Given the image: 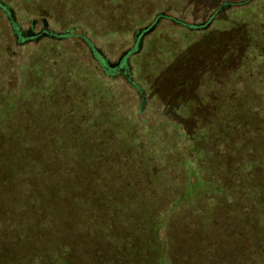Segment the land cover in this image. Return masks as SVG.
<instances>
[{
	"label": "rangeland",
	"instance_id": "374dc122",
	"mask_svg": "<svg viewBox=\"0 0 264 264\" xmlns=\"http://www.w3.org/2000/svg\"><path fill=\"white\" fill-rule=\"evenodd\" d=\"M258 3L252 0L248 7L233 6L237 9L226 12L235 25L232 30L211 26L190 34L183 24L205 22L219 2L0 0V113L5 108L10 111L7 127L11 129L18 127L17 123L32 122L52 129L46 137L53 139L50 141L66 142L81 154L83 148L90 149L84 157L94 163L88 172L97 177V189L105 188L117 195L103 201L98 214L128 199L133 191L126 192L128 182L124 181L131 172H138L135 163L148 158V164L139 172L153 176L156 167L161 169L163 165L161 152L192 148L189 137L194 132L193 142L206 149V166L218 170L232 164L251 169L248 162L256 163V171L245 173L251 176V182L242 177L240 180L263 187L264 162L257 159L264 155V44L258 45L257 40L254 45L247 43L243 33L248 22L255 27L262 20L264 26V1L259 4L261 9L256 7ZM244 13H255V17L248 19ZM15 29L26 35L23 40L14 36ZM211 31L213 34L208 35ZM67 32L72 34L53 38L54 34ZM215 33L223 39H211ZM88 43L96 47L103 60L119 63L118 70L104 72L99 58L92 57ZM243 57L244 61L240 60ZM173 104L188 109L173 111ZM22 112H26L23 117ZM18 113L20 122L14 118ZM215 120L218 130L225 126L236 132H226L227 138L217 136L207 123ZM120 129L122 135H117ZM205 129L209 130L208 136ZM97 149L104 154L94 158ZM222 171L211 172L210 178L224 181L234 190L235 172L224 177ZM187 187L193 190L194 184ZM171 189L175 190V181ZM193 197H186L176 207L164 203L168 208L165 221L158 233L151 232L163 240L164 248L173 244V252L182 245L192 249L189 243L195 236L199 264H203L206 260L202 257H211L216 251L208 231L214 230L218 239L212 236L215 245L223 244L225 236L229 240V233L235 248L242 240L247 243L245 238L238 239L244 227L237 225L234 217L236 210L254 208L253 199L251 204L248 200L233 201L227 209L229 201L212 202L216 195L208 189L199 191V205L192 202ZM197 209L199 219L194 220L189 213ZM117 212L121 218L128 210ZM212 217L215 221L210 223ZM256 228L264 231V224ZM216 231L219 234L215 235ZM176 235L177 240L172 241Z\"/></svg>",
	"mask_w": 264,
	"mask_h": 264
},
{
	"label": "trees",
	"instance_id": "16d2710c",
	"mask_svg": "<svg viewBox=\"0 0 264 264\" xmlns=\"http://www.w3.org/2000/svg\"><path fill=\"white\" fill-rule=\"evenodd\" d=\"M215 1L219 2V6L205 22L183 24L190 29V34L197 33L198 29L199 33L203 32L202 29L211 26H215V29L220 28L221 31L232 30L235 25L231 23V19L228 20L226 12L236 8L233 6L241 9L252 3V0ZM263 1L259 0L256 7L259 8ZM244 15L249 17L248 19L255 17V13ZM247 24L249 25L246 27L247 31L243 32L247 36L246 42L254 45L257 40L258 45L264 44L262 20L255 27L253 22ZM12 26L14 28L13 22ZM228 26L230 27L227 28ZM13 34L21 40L26 36L25 34L22 36L19 29L13 30ZM70 34L72 33L54 34L53 38L62 39ZM210 34H213V31L208 33ZM227 35L228 32L224 36L225 40ZM211 39L219 41L223 37L215 33ZM88 46L92 57L99 58L104 72L118 70V67L111 68L107 64L108 61L100 58L94 45L88 43ZM244 59L243 57L240 60ZM238 102L234 104L237 106ZM233 108L234 111L239 110ZM172 109L184 111L188 108L173 104ZM3 110L0 113V127L4 121L6 122L0 128H4L0 136V264H199V244L195 236L189 243L193 246L192 249L188 245L185 248L182 245L177 252L176 250L173 252V244L164 248L163 240L154 237L155 234L151 232L155 230L158 233L165 221L168 208L164 203L170 205L172 203L176 207L181 200L194 196L192 202L199 205V191L202 189L215 193L216 197L212 202L229 201L227 209H230L233 201L235 203L248 200L250 204L251 199L255 201L254 208L236 210L234 217L237 225L244 227L240 230L241 235L237 234V237L245 238L247 243L242 240L235 248L232 244L233 235L229 233V240L225 236L226 241H223V244L215 245L212 236L218 239L213 235L214 230L208 231L212 235L209 236V241L214 243L216 251L211 257H202V261L206 260L203 264H264V231L256 228L264 224V186L254 187L251 183L240 180L242 177L249 181L251 176H246L245 173L248 170L256 171L258 164L248 162L251 169L233 167L232 164H227L224 169H218L219 172L223 170L224 177H228L232 171L235 172L236 185L235 189L231 190L224 181H214L210 178L211 172H219L217 168L206 166L204 161V157L207 156L206 149L198 147L196 141L193 142L197 134L194 132L191 134L192 137H189L192 148L187 149L186 146L180 150L178 147L161 152L159 156L163 159L161 163L163 165L161 169L156 165L153 176L139 172L148 164L146 163L148 158L144 162L135 163L139 166L138 172H131L124 181L128 182L126 192L133 191L127 195L128 199L123 204L115 202L110 211L105 210L104 214L102 211L98 214L101 203L113 200L117 195L111 194L108 189L105 191V188L97 189V177L88 172L93 161L84 157L89 155L90 149L83 148L81 154L66 142L50 141L53 139L46 137L52 134L51 128L34 125L32 122L21 123L19 113L14 118L20 123H17L18 127L11 129L7 127L10 111L6 108ZM24 113L22 112V117ZM30 118L36 121L35 116ZM233 119L238 123L237 118L233 116ZM215 122L216 120L207 123H211L210 129L217 136L227 138L229 133L226 132H236L225 126L218 130L214 126ZM200 130L201 128L199 134ZM205 132L208 136L209 130L205 129ZM117 135H122L121 129ZM45 138L47 140L43 141ZM103 154L97 149L94 158H99ZM257 161L264 162V155ZM229 177L231 179V176ZM173 181L175 190L171 189ZM240 181L245 184L243 187H240L242 185ZM189 184H194L195 190H190L187 187ZM255 188L258 189L256 191L258 195L254 193ZM165 195L168 196L164 198ZM254 196L256 197L253 198ZM125 197L126 195L123 199ZM208 199L211 201V196ZM125 209L128 212L120 218L117 211L122 212ZM107 213L110 214L109 217L106 216ZM189 216L198 220L199 209L191 211ZM214 221L212 217L210 223ZM212 228L215 229V226ZM219 231L214 234H219ZM246 233L249 235L245 236ZM188 234H192L190 230ZM177 238L178 235L172 241Z\"/></svg>",
	"mask_w": 264,
	"mask_h": 264
},
{
	"label": "flooded vegetation",
	"instance_id": "af4514ba",
	"mask_svg": "<svg viewBox=\"0 0 264 264\" xmlns=\"http://www.w3.org/2000/svg\"><path fill=\"white\" fill-rule=\"evenodd\" d=\"M107 64H109V66L111 67V68H117L118 67V65H119V63H116V64H112V63H107Z\"/></svg>",
	"mask_w": 264,
	"mask_h": 264
}]
</instances>
